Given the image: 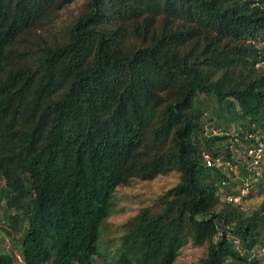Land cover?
<instances>
[{"label":"trees","instance_id":"16d2710c","mask_svg":"<svg viewBox=\"0 0 264 264\" xmlns=\"http://www.w3.org/2000/svg\"><path fill=\"white\" fill-rule=\"evenodd\" d=\"M74 1L0 0V209L22 262L173 264L191 241L198 264H262L264 198L221 202L236 160L205 123L264 145V0H84L55 24ZM173 172L103 256L116 188Z\"/></svg>","mask_w":264,"mask_h":264},{"label":"rangeland","instance_id":"374dc122","mask_svg":"<svg viewBox=\"0 0 264 264\" xmlns=\"http://www.w3.org/2000/svg\"><path fill=\"white\" fill-rule=\"evenodd\" d=\"M83 2L84 0H75L71 5L58 12L55 24L59 26L70 22L78 14ZM261 43L259 38L258 45ZM258 65L264 67L263 63L259 62ZM209 117L213 121H206L205 123L207 134L227 136L228 138L223 144H226V142L229 143L231 154L234 151L232 155L234 156V160H236L234 163L228 161L224 164L229 168L231 167L232 171L229 170L230 180L226 184V188L222 187L220 189L218 196L222 202L225 195H229V190V192L240 191V200L236 201L235 204L239 205L245 216H249L261 204L264 198V145H260L261 147L257 150L254 151L252 149L249 152L247 150L248 143L238 142L237 145L232 144L231 137H234L236 133L234 123L230 122L229 125L224 127L220 124L221 121L219 123L217 122L221 126L217 130L214 127L217 121L216 116L210 115ZM209 117L207 116V118ZM261 137L257 135L256 138L259 139ZM222 157V155L219 156L220 159ZM254 158L257 161L260 160V162L256 163L253 160ZM242 169H245L247 173L244 174ZM2 181L3 179L0 176V186L2 185ZM178 182L179 175L173 172L167 175L157 176L150 181L134 180L127 186L117 187L111 199L112 213L101 228L100 250L102 255L108 257L114 256L115 246L123 232V224L135 216L141 208L152 206L165 190L173 187ZM240 183H243V189H241ZM13 225H18V219L15 214L11 212L5 213L4 209H0V251L4 250L8 252L12 256L14 264H24L14 247L18 241V234L14 233L10 228ZM235 246L240 249L236 242ZM262 246H251L249 251L264 264V249ZM204 252V245L197 246L191 241H188L180 249L173 264H198Z\"/></svg>","mask_w":264,"mask_h":264},{"label":"built area","instance_id":"2783aa9c","mask_svg":"<svg viewBox=\"0 0 264 264\" xmlns=\"http://www.w3.org/2000/svg\"><path fill=\"white\" fill-rule=\"evenodd\" d=\"M255 162H257V159L255 160ZM210 164H211V160L207 159V161H206V165L209 166ZM228 200L231 201V198H228ZM234 201H238V199L235 198Z\"/></svg>","mask_w":264,"mask_h":264}]
</instances>
